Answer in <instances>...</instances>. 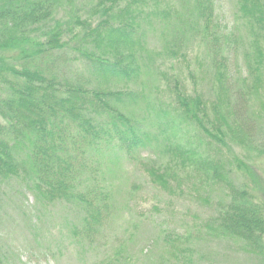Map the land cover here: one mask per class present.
Here are the masks:
<instances>
[{
  "label": "trees",
  "instance_id": "obj_1",
  "mask_svg": "<svg viewBox=\"0 0 264 264\" xmlns=\"http://www.w3.org/2000/svg\"><path fill=\"white\" fill-rule=\"evenodd\" d=\"M249 3L241 0L242 11L252 19L249 25L264 31L263 3ZM58 13L61 0H0V185L20 182L42 209L63 205L73 214L69 234L78 244L89 251L98 249L101 230L113 222L106 163L112 158L133 161L152 142L134 116L138 111L152 114L153 106L139 108L146 99L138 92L104 87L111 78L133 81L143 66L152 70L157 51L147 42L145 23L160 25L172 58H186L198 43L215 69L219 100L210 107L202 95H190L179 78L167 85L176 116L211 143L225 144L229 133L240 146L264 153L258 128L249 117L247 95L234 92L233 112L220 101L228 45L214 26L216 0H186L171 7L156 0H94L85 18L73 13L64 20ZM194 24H201V29L193 38ZM69 50L78 55L84 73L70 70L75 61L64 60ZM253 56L261 65L262 53L254 50ZM258 72L259 67H251L250 75ZM167 149L184 163L191 159L189 166L214 182L222 179L223 169L214 162L193 160L180 146ZM237 164L248 169L242 161ZM228 190L229 200L211 225L201 226L196 238L232 242L264 264V201L231 183ZM123 246L106 252L103 264L123 257ZM178 259L182 261L180 255ZM125 260L130 264L129 257ZM0 264H11L1 247Z\"/></svg>",
  "mask_w": 264,
  "mask_h": 264
},
{
  "label": "rangeland",
  "instance_id": "obj_2",
  "mask_svg": "<svg viewBox=\"0 0 264 264\" xmlns=\"http://www.w3.org/2000/svg\"><path fill=\"white\" fill-rule=\"evenodd\" d=\"M72 1L68 5L61 0L59 18L68 20L73 13L85 18L94 2ZM156 1L171 7L186 0ZM260 1L264 6V0ZM136 22L143 24L141 19ZM214 22L222 43L228 45L223 69L227 90L222 91L220 101L233 112L234 92L246 94L249 117L264 143V31L258 25L251 28L252 19L242 11L241 0H216ZM145 27L147 42L157 51L152 70L143 66L138 75L134 74L133 81L111 78L104 87L138 92L146 99L139 108L147 109L146 104L153 106L152 114L146 111L133 114L151 134L152 142L133 161L112 158L106 163L104 180L112 192L115 215L113 222L100 232V247L89 251V247L70 236L69 221L73 214L63 205L56 203L42 209L23 184L8 180L0 185V247L9 263L103 264L106 252L124 245L125 255L115 257L113 264H126V257L130 264H259L254 257L238 251L232 242L211 243L196 238V233L207 222L211 225L212 217L229 200L228 183L246 188L264 201V153L240 146L229 133L225 144L211 143L193 124L176 116L167 85H171L174 77L179 78L190 95H202L210 107L219 100L214 91L215 69L203 46L194 43L186 58L180 55L172 58L158 29L160 25L149 22ZM193 27L194 38L201 24ZM254 50L263 55L261 65L253 56ZM69 51L64 60L75 61L69 67L72 73H84L78 55ZM251 67H259L260 72L250 75ZM228 122L232 124L230 117ZM170 146L190 151L193 160L204 158L221 166L222 179L214 182L205 177L198 168L189 166L191 159L184 163L179 155H171L172 150L167 149ZM237 160L248 169L241 170ZM188 248L191 252H186Z\"/></svg>",
  "mask_w": 264,
  "mask_h": 264
}]
</instances>
